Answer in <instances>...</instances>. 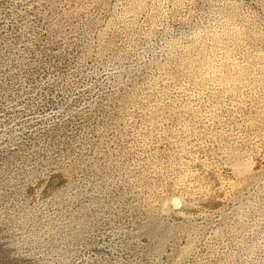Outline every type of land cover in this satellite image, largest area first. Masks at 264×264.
<instances>
[{
	"label": "rangeland",
	"instance_id": "1",
	"mask_svg": "<svg viewBox=\"0 0 264 264\" xmlns=\"http://www.w3.org/2000/svg\"><path fill=\"white\" fill-rule=\"evenodd\" d=\"M0 264H264V0H0Z\"/></svg>",
	"mask_w": 264,
	"mask_h": 264
}]
</instances>
